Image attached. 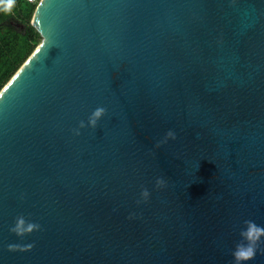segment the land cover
Segmentation results:
<instances>
[{
	"label": "water",
	"instance_id": "water-1",
	"mask_svg": "<svg viewBox=\"0 0 264 264\" xmlns=\"http://www.w3.org/2000/svg\"><path fill=\"white\" fill-rule=\"evenodd\" d=\"M31 24L0 91V264H233L264 226V0H42Z\"/></svg>",
	"mask_w": 264,
	"mask_h": 264
},
{
	"label": "trees",
	"instance_id": "trees-1",
	"mask_svg": "<svg viewBox=\"0 0 264 264\" xmlns=\"http://www.w3.org/2000/svg\"><path fill=\"white\" fill-rule=\"evenodd\" d=\"M36 8L37 6L22 0H15L10 13H1L3 18L14 15L22 18L24 29L19 31L0 22V91L42 41L40 34L31 24Z\"/></svg>",
	"mask_w": 264,
	"mask_h": 264
},
{
	"label": "clouds",
	"instance_id": "clouds-1",
	"mask_svg": "<svg viewBox=\"0 0 264 264\" xmlns=\"http://www.w3.org/2000/svg\"><path fill=\"white\" fill-rule=\"evenodd\" d=\"M14 5L15 0H0V13H10ZM104 114L105 109L103 107H97L88 116L87 126L95 128L98 120H100ZM84 127H86V124L84 121H81L79 127L73 129L74 134L79 135L80 129ZM167 135L175 139V134L173 132L169 131ZM159 183H162V181L157 178V184ZM142 194L147 196V190H144ZM20 223L23 224L24 221L21 220ZM31 226L32 225H29V227ZM237 227L239 229V241L235 243L231 251L233 264H248V262L254 260L258 251H260V245L264 244V226H260L252 220H244L242 224Z\"/></svg>",
	"mask_w": 264,
	"mask_h": 264
},
{
	"label": "flooded vegetation",
	"instance_id": "flooded-vegetation-1",
	"mask_svg": "<svg viewBox=\"0 0 264 264\" xmlns=\"http://www.w3.org/2000/svg\"><path fill=\"white\" fill-rule=\"evenodd\" d=\"M0 22L1 23H5L6 26H12L13 28L21 31L24 29V22L22 18H19L17 16H7L5 18H3L2 14L0 13Z\"/></svg>",
	"mask_w": 264,
	"mask_h": 264
},
{
	"label": "built area",
	"instance_id": "built-area-1",
	"mask_svg": "<svg viewBox=\"0 0 264 264\" xmlns=\"http://www.w3.org/2000/svg\"><path fill=\"white\" fill-rule=\"evenodd\" d=\"M30 5L38 6L42 0H22Z\"/></svg>",
	"mask_w": 264,
	"mask_h": 264
}]
</instances>
